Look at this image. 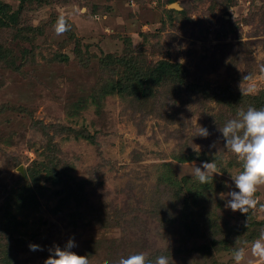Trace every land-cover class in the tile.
Here are the masks:
<instances>
[{"label": "rangeland", "instance_id": "rangeland-1", "mask_svg": "<svg viewBox=\"0 0 264 264\" xmlns=\"http://www.w3.org/2000/svg\"><path fill=\"white\" fill-rule=\"evenodd\" d=\"M238 104L264 108V0H0V264L69 238L88 264H236L241 246L264 264V184L225 207L242 161L218 129Z\"/></svg>", "mask_w": 264, "mask_h": 264}, {"label": "clouds", "instance_id": "clouds-1", "mask_svg": "<svg viewBox=\"0 0 264 264\" xmlns=\"http://www.w3.org/2000/svg\"><path fill=\"white\" fill-rule=\"evenodd\" d=\"M69 27L70 25L61 16L55 24V31L62 33ZM218 130L225 141L224 147L242 161L241 170L235 176H231L234 188L225 194L228 197L225 207L247 213L258 203L254 196L257 186L264 184V108L257 109L252 106L247 109L242 108L236 113V118L227 120ZM199 135L208 137L210 133L206 127L200 126ZM209 147H215V144H210ZM214 173H219L214 159L201 161L199 166L194 165L193 176L201 184L212 179ZM76 246L75 240L69 238L63 247L50 248L43 264H88L87 259L73 251ZM28 247L30 251L41 250V246L35 243H30ZM250 248L252 255L264 262V229L255 240L250 242ZM245 253L246 249L243 246L233 248L232 258L236 264L244 260ZM118 264H170V260L163 254L156 256L154 261L147 260L146 254L140 252L126 258L121 257Z\"/></svg>", "mask_w": 264, "mask_h": 264}, {"label": "trees", "instance_id": "trees-1", "mask_svg": "<svg viewBox=\"0 0 264 264\" xmlns=\"http://www.w3.org/2000/svg\"><path fill=\"white\" fill-rule=\"evenodd\" d=\"M176 69L177 68L175 66H173V65H171V64H169L167 62H161V63H159L158 64V68H157L158 72H160V74H159V77L160 78L165 77V76H168V74H174V72H176ZM174 75H176V73ZM237 106L239 108H241L242 107V104H238ZM237 106L234 109L229 108V110L231 112H233L236 109V111H237L239 109ZM152 257H153V255H150L149 258L147 257V260H152Z\"/></svg>", "mask_w": 264, "mask_h": 264}, {"label": "water", "instance_id": "water-1", "mask_svg": "<svg viewBox=\"0 0 264 264\" xmlns=\"http://www.w3.org/2000/svg\"><path fill=\"white\" fill-rule=\"evenodd\" d=\"M172 6H173L174 8H177V5H176V4H173Z\"/></svg>", "mask_w": 264, "mask_h": 264}]
</instances>
